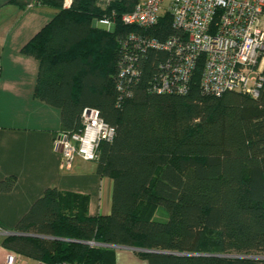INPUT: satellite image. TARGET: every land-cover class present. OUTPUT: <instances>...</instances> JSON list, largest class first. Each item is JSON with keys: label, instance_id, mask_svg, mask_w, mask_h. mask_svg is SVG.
Wrapping results in <instances>:
<instances>
[{"label": "trees", "instance_id": "trees-1", "mask_svg": "<svg viewBox=\"0 0 264 264\" xmlns=\"http://www.w3.org/2000/svg\"><path fill=\"white\" fill-rule=\"evenodd\" d=\"M100 0H35L54 17L22 48L38 60L34 97L57 107L61 129L80 127L84 108H95L115 128L99 145L96 172L110 177L107 215L88 214L89 197L48 187L0 244L42 264H113V245L136 248L148 264H264V83L258 97L199 86L201 65L185 94L148 92L162 53L139 54L141 75L120 97L118 72L130 53V32L93 21L130 0L100 7ZM175 33L163 15L146 30L164 39ZM14 176L0 180L10 191ZM161 210L165 219H155ZM31 234V235H24ZM94 241L105 246H90ZM147 250L185 253L174 255Z\"/></svg>", "mask_w": 264, "mask_h": 264}, {"label": "built area", "instance_id": "built-area-1", "mask_svg": "<svg viewBox=\"0 0 264 264\" xmlns=\"http://www.w3.org/2000/svg\"><path fill=\"white\" fill-rule=\"evenodd\" d=\"M72 0H63L68 8ZM124 0H100L104 8ZM163 15L171 17L175 33L164 39L146 30L156 26ZM122 24L143 30L130 32V53L126 52L118 72L120 97H131L128 86L138 81L141 71L139 54L148 50L162 53L155 60V72L146 85L148 92L185 94L196 69L201 65L199 86L204 93L220 96L227 91L259 96L264 83V0H130V7L117 13L110 10L95 24L114 28L116 17ZM115 128L95 108L86 107L80 127L73 132L61 131L53 147L64 166L75 158L96 161L99 145L111 142ZM11 230L0 226V234ZM90 246H105L94 241ZM5 264H26L19 253L7 256ZM80 264V263H78Z\"/></svg>", "mask_w": 264, "mask_h": 264}, {"label": "crops", "instance_id": "crops-1", "mask_svg": "<svg viewBox=\"0 0 264 264\" xmlns=\"http://www.w3.org/2000/svg\"><path fill=\"white\" fill-rule=\"evenodd\" d=\"M34 1L0 0V180H16L10 191L0 192V226L5 230H13L48 187L87 195L90 216L107 215L111 208V178L99 175L93 161L75 158L69 168L64 166L53 147L62 131L60 109L34 97L39 62L21 48L55 14ZM11 253L0 244V264ZM113 264L148 262L123 246L114 248Z\"/></svg>", "mask_w": 264, "mask_h": 264}, {"label": "water", "instance_id": "water-1", "mask_svg": "<svg viewBox=\"0 0 264 264\" xmlns=\"http://www.w3.org/2000/svg\"><path fill=\"white\" fill-rule=\"evenodd\" d=\"M93 26H95V21H93ZM12 234H17L16 232H8V235H12ZM24 235H31V234H24ZM114 248L116 247H123L121 245H113ZM127 247L131 250H136V248L133 247H128V246H124ZM149 252H159V253H166V254H174V255H188L185 253H173V252H166V251H155V250H147ZM225 257H235V258H245V259H264V256H246V255H225Z\"/></svg>", "mask_w": 264, "mask_h": 264}, {"label": "rangeland", "instance_id": "rangeland-1", "mask_svg": "<svg viewBox=\"0 0 264 264\" xmlns=\"http://www.w3.org/2000/svg\"><path fill=\"white\" fill-rule=\"evenodd\" d=\"M100 27H102V25H99ZM107 28V27H106ZM155 219H158V220H162V219H165V214L161 211V210H158L155 214ZM138 249H136L135 251H137ZM140 251V250H138Z\"/></svg>", "mask_w": 264, "mask_h": 264}]
</instances>
